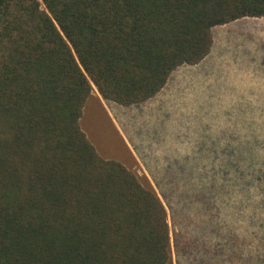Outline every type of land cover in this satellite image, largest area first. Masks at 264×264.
<instances>
[{
    "label": "trees",
    "instance_id": "trees-1",
    "mask_svg": "<svg viewBox=\"0 0 264 264\" xmlns=\"http://www.w3.org/2000/svg\"><path fill=\"white\" fill-rule=\"evenodd\" d=\"M263 16L264 0H0V264H173L172 244L177 264H264L258 152L231 139L219 167L153 185L81 127L94 87L143 103L209 55L213 27ZM233 188L247 231L214 220Z\"/></svg>",
    "mask_w": 264,
    "mask_h": 264
},
{
    "label": "rangeland",
    "instance_id": "rangeland-1",
    "mask_svg": "<svg viewBox=\"0 0 264 264\" xmlns=\"http://www.w3.org/2000/svg\"><path fill=\"white\" fill-rule=\"evenodd\" d=\"M212 34L209 55L197 64L179 66L165 87L143 103L126 106L106 101L93 88L81 127L103 158L120 161L153 185L168 168L192 166L196 160L203 173L204 168L219 167L220 157L226 155L221 152L231 139L236 150H255L264 161V16L217 25ZM238 197L233 188L227 207L224 193L222 210L214 220L231 221L242 232L249 224L242 221ZM259 213L258 224L264 220V207ZM169 221L173 238L178 225L171 217ZM226 254L221 255L222 264L235 258ZM172 259L177 264L174 244Z\"/></svg>",
    "mask_w": 264,
    "mask_h": 264
}]
</instances>
